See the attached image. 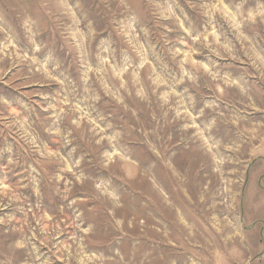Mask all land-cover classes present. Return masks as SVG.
Listing matches in <instances>:
<instances>
[{
    "label": "rangeland",
    "instance_id": "1",
    "mask_svg": "<svg viewBox=\"0 0 264 264\" xmlns=\"http://www.w3.org/2000/svg\"><path fill=\"white\" fill-rule=\"evenodd\" d=\"M0 264H264V0H0Z\"/></svg>",
    "mask_w": 264,
    "mask_h": 264
}]
</instances>
